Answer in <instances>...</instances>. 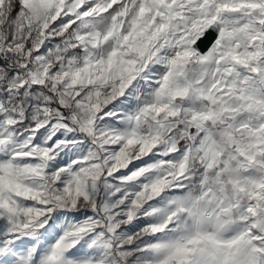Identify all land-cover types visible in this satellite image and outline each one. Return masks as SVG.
<instances>
[{
	"label": "snow or ice",
	"instance_id": "1",
	"mask_svg": "<svg viewBox=\"0 0 264 264\" xmlns=\"http://www.w3.org/2000/svg\"><path fill=\"white\" fill-rule=\"evenodd\" d=\"M0 264H264V0H0Z\"/></svg>",
	"mask_w": 264,
	"mask_h": 264
}]
</instances>
